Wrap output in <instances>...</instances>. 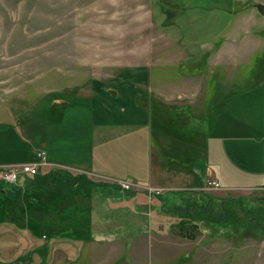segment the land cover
<instances>
[{"label":"rangeland","instance_id":"1","mask_svg":"<svg viewBox=\"0 0 264 264\" xmlns=\"http://www.w3.org/2000/svg\"><path fill=\"white\" fill-rule=\"evenodd\" d=\"M178 1L0 0V125L42 100L137 80L175 162L205 157L224 119L248 121L260 104L264 0H239V12L233 0H184L183 15ZM56 168L39 175L47 190L17 199L0 184V264H264V186L164 192Z\"/></svg>","mask_w":264,"mask_h":264},{"label":"crops","instance_id":"2","mask_svg":"<svg viewBox=\"0 0 264 264\" xmlns=\"http://www.w3.org/2000/svg\"><path fill=\"white\" fill-rule=\"evenodd\" d=\"M233 1L239 12L243 3ZM179 3L183 15L187 1ZM141 84L145 83L137 80L97 83L81 95L40 101L21 120L0 125V165L32 162L40 149L45 151L51 165L45 173L63 167L81 172V176L91 181H94L91 177L97 178L106 185L135 181L164 192L197 190L209 180H217L225 187L264 186V93L250 120L239 117L236 121L223 120L219 127L221 138L204 141L205 157L197 156L186 162L180 155L175 162L176 150L169 149L163 133L165 118L151 107L152 99L139 88ZM228 103L222 104V111ZM154 115L159 116L156 122ZM234 122L237 123L230 127ZM230 129L236 137L230 134ZM186 152L185 147L181 153ZM167 161L175 165H167ZM137 170H143L144 175L142 172L141 178L129 179L137 176L134 173ZM28 182L25 181L24 187H29L22 188L19 196L28 190L48 188L27 186Z\"/></svg>","mask_w":264,"mask_h":264},{"label":"built area","instance_id":"3","mask_svg":"<svg viewBox=\"0 0 264 264\" xmlns=\"http://www.w3.org/2000/svg\"><path fill=\"white\" fill-rule=\"evenodd\" d=\"M36 159L28 163H14L0 165V184L4 183L18 188H24L25 181L30 183L31 180L39 176L49 167L46 159V153L43 150H37ZM209 187L218 188L220 184L217 180L207 181ZM122 189H128L131 185L119 184Z\"/></svg>","mask_w":264,"mask_h":264},{"label":"trees","instance_id":"4","mask_svg":"<svg viewBox=\"0 0 264 264\" xmlns=\"http://www.w3.org/2000/svg\"><path fill=\"white\" fill-rule=\"evenodd\" d=\"M47 179V177H42V178H40V176H36V177H34L32 180H31V185L33 186V185H41V186H46V183H45V180ZM29 184V185H30ZM15 191L13 192V193H9V195H11L12 196V198L13 199H17L18 197H19V195H20V192L22 191V188H18V187H16L15 189H14ZM0 191L2 192V193H4L5 191H4V189H3V187L2 186H0ZM14 193H15V196H14ZM20 217V219H21V216H19ZM21 257H19V258H17V260L16 261H14L13 263H10V264H16V263H19V261L20 260H22V259H20Z\"/></svg>","mask_w":264,"mask_h":264},{"label":"water","instance_id":"5","mask_svg":"<svg viewBox=\"0 0 264 264\" xmlns=\"http://www.w3.org/2000/svg\"><path fill=\"white\" fill-rule=\"evenodd\" d=\"M257 9L260 12V14L264 16V5L263 4L257 5Z\"/></svg>","mask_w":264,"mask_h":264}]
</instances>
